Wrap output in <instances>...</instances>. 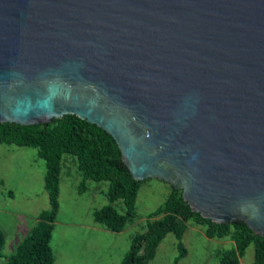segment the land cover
Returning a JSON list of instances; mask_svg holds the SVG:
<instances>
[{
    "label": "water",
    "instance_id": "95a60500",
    "mask_svg": "<svg viewBox=\"0 0 264 264\" xmlns=\"http://www.w3.org/2000/svg\"><path fill=\"white\" fill-rule=\"evenodd\" d=\"M66 114L264 236V0H0V122Z\"/></svg>",
    "mask_w": 264,
    "mask_h": 264
},
{
    "label": "trees",
    "instance_id": "16d2710c",
    "mask_svg": "<svg viewBox=\"0 0 264 264\" xmlns=\"http://www.w3.org/2000/svg\"><path fill=\"white\" fill-rule=\"evenodd\" d=\"M0 141L6 144L34 146L46 161L44 186L48 193L50 207L39 212L29 233L23 238L5 264H53L54 251L51 240L54 223L59 209L60 175L64 154H71L81 172L80 189L84 190L88 180L108 181L106 204L94 211V218L112 231H122L133 216L141 181L136 180L123 161L121 151L111 134L98 125L75 114H66L49 122L22 125L15 122H0ZM2 181L0 180V184ZM122 200L125 213L112 205ZM154 214L163 216L149 221L147 229L137 234L120 264H149L154 258L158 245L167 235L174 233L179 239L178 246L186 248L181 241L187 229V221L206 225L205 233L211 237H222L230 225L236 227L235 246L221 255V264H240L246 248L255 244L253 264H264V236L255 233L245 221L217 223L194 211L184 200L182 190L172 186L163 205ZM5 244V233L0 228V255Z\"/></svg>",
    "mask_w": 264,
    "mask_h": 264
},
{
    "label": "rangeland",
    "instance_id": "374dc122",
    "mask_svg": "<svg viewBox=\"0 0 264 264\" xmlns=\"http://www.w3.org/2000/svg\"><path fill=\"white\" fill-rule=\"evenodd\" d=\"M74 159L73 155L64 154L59 209L51 240L54 264H96L98 261L100 264H112L114 260L113 264H120L129 251L133 238L147 229L149 221L163 216L153 212L163 205L172 185L153 177L145 179L143 186L140 184L134 214L122 231L92 230L86 226L95 223L107 229L95 220L94 211L111 204L107 193L109 183L88 180L84 190H81L82 175ZM46 170V161L39 155L37 147L0 141V211L8 209L20 213L22 217L27 215L38 218L39 212L50 207L44 186ZM112 205L119 212L125 213V205L121 199ZM0 214L6 219L9 217L8 214ZM12 230L9 223L3 227V256H9L12 245L28 234L26 229L16 231L17 239L13 241ZM205 230L206 225L187 221V229L181 238L186 248L183 256H180L182 249L178 246L177 236L172 232L167 233L149 264H221L223 252L235 246L236 227L231 224L222 237L209 238ZM3 256H0V264L5 260ZM254 258L255 244L252 242L240 259V264H253Z\"/></svg>",
    "mask_w": 264,
    "mask_h": 264
},
{
    "label": "crops",
    "instance_id": "0c3cea01",
    "mask_svg": "<svg viewBox=\"0 0 264 264\" xmlns=\"http://www.w3.org/2000/svg\"><path fill=\"white\" fill-rule=\"evenodd\" d=\"M5 209V208H4ZM0 213H5L8 214L9 217L6 219L3 215L0 214L1 219H0V228L3 230V227L9 223L11 225V227L13 228V233H14V238L13 241L17 239V235L15 234L16 231H20L21 229H26L27 233H29V231L31 230V228L34 226V224L37 221V217L33 216V217H29L27 215H25L26 217H22L20 213H17L16 211H10L8 209H6V211L1 210ZM18 217V219H17ZM14 222V223H13ZM22 226V228L20 229V227ZM55 226V225H54ZM81 227H85V226H81ZM87 228H90L92 230H96V231H100V232H108V231H112L109 229H104L98 225H96L95 223L92 224H88L86 226ZM20 229V230H19ZM113 232H117V231H113ZM27 234H25L22 238H20L16 244L12 245V252H10L11 254L16 250V248L18 247V245L20 244V242L23 240V238L26 236ZM9 254V256L11 255ZM3 256V255H0ZM9 256H3V258L5 259L3 264L6 263L7 258ZM55 262V261H54ZM115 262V260L112 262V264ZM54 264V263H53ZM96 264H100V261H98Z\"/></svg>",
    "mask_w": 264,
    "mask_h": 264
},
{
    "label": "bare ground",
    "instance_id": "6f19581e",
    "mask_svg": "<svg viewBox=\"0 0 264 264\" xmlns=\"http://www.w3.org/2000/svg\"><path fill=\"white\" fill-rule=\"evenodd\" d=\"M168 182V181H167Z\"/></svg>",
    "mask_w": 264,
    "mask_h": 264
}]
</instances>
